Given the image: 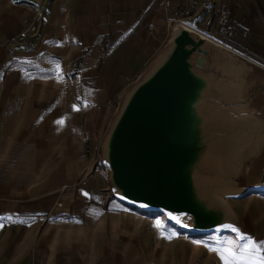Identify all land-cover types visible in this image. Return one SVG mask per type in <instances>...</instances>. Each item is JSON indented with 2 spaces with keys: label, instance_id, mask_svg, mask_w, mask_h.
I'll return each instance as SVG.
<instances>
[{
  "label": "crops",
  "instance_id": "crops-1",
  "mask_svg": "<svg viewBox=\"0 0 264 264\" xmlns=\"http://www.w3.org/2000/svg\"><path fill=\"white\" fill-rule=\"evenodd\" d=\"M220 3L237 22L226 49L239 99L263 131L228 173V204L243 245L264 243V0H0V264H219L218 250L140 229L95 157L116 97L177 26L212 34L203 22Z\"/></svg>",
  "mask_w": 264,
  "mask_h": 264
},
{
  "label": "water",
  "instance_id": "water-1",
  "mask_svg": "<svg viewBox=\"0 0 264 264\" xmlns=\"http://www.w3.org/2000/svg\"><path fill=\"white\" fill-rule=\"evenodd\" d=\"M166 47L125 91L102 140L103 161L119 199L185 215L190 229L211 231L234 214L228 203L212 198L201 176L209 174L224 144L251 140L235 134L223 138L239 120L245 126L236 111H227L229 104L242 101L223 95L227 77L221 73L228 75L227 62L235 59L182 25Z\"/></svg>",
  "mask_w": 264,
  "mask_h": 264
},
{
  "label": "rangeland",
  "instance_id": "rangeland-1",
  "mask_svg": "<svg viewBox=\"0 0 264 264\" xmlns=\"http://www.w3.org/2000/svg\"><path fill=\"white\" fill-rule=\"evenodd\" d=\"M199 34L203 35L204 37H206L210 41L216 42L217 44H219V46L223 47V50L227 54H229L226 48H228L229 46L231 47V45H230L231 40L223 42V41H219L213 34H208V35H207V33H199ZM170 41L167 42V44L164 46V48L168 45V43ZM154 60L151 61L147 65V67H149L152 64V62H154ZM147 67L140 73V75L133 81V83L143 75V73L146 71ZM230 73H231V71L228 73V75ZM228 75L226 74V72H224L223 74L221 73V76H223L224 78H226ZM133 83H131V84H133ZM124 93H125V91L122 94H120L118 97H116V99L114 101L115 104L111 105L109 107L107 118H106V128L105 129L108 128L114 114L118 110L119 105H120L122 98L124 96ZM245 110L247 111L246 113L249 114L251 117L254 116V118H253L254 121L256 118L255 124L257 126V129L256 130L252 129V128L248 129L245 126H243L241 120H239L234 125H232L231 128L227 127V129L225 130V133L223 135L224 136L223 138H230L231 136H233L235 134V135H239V138L241 137L243 139H249V138L255 139L256 135L253 137L254 132H255L254 134H261V132H263L261 129V126H259L258 119L256 117L257 114L255 112L249 111L248 109H245ZM242 121H243V119H242ZM260 138L261 137L256 138V139L260 140ZM254 142H251V144H249L247 146V150L245 149V152L243 155H245V153L248 151H252V150L256 149L255 146L257 147V145H261V143L259 144L258 142H256V143H254ZM253 143H254V145H252ZM101 144H102V142H101ZM99 153H100V157L103 161V154L101 152V148L99 149ZM240 163H241V166H240V169H241L243 166L242 160L240 161ZM215 164L216 163L213 162L212 167L210 168L208 175L211 176L212 178L218 177V178L222 179L223 175H225V174L222 172L221 167H218V165H215ZM236 175H239L238 177L240 178V181H241V177H242L241 174H236ZM228 177H229L228 174H226L224 177L225 182H224L223 187L225 188V191L220 190L219 195H218V197L220 199L224 200L226 203L232 202V200H233V196L230 195V193L232 191L229 189L228 190L226 189ZM107 179H109V177H107ZM263 180H264V176H263ZM261 194L264 196V193H261ZM243 195L244 194L241 191L240 194H238L236 197L242 199ZM119 200H120V203H121V206H122L124 213L139 216L140 217L139 219H142L144 221V222L139 223L140 229L146 230V231H150L151 229H155V231L159 235H163L164 237H166L167 241H169L171 245H175V246L187 245V247H190V244H192V246L196 244V245H199V246L206 248L205 251L210 250L211 248L215 249V251L218 250V257L216 260H218L219 264H222V262H230V259L227 255V248L229 246L231 248H236V247L243 245V239H238V238L242 237V230H243L244 226H243L242 221L239 220V217L236 216L234 211H233V214H234L233 219L230 222L224 223L222 226L215 228L211 231H195V230H192L189 228L190 219L185 215H181L179 217H174V216L169 215L168 213H166L162 210L146 209L140 205L127 203L121 199H119ZM230 208L232 209L231 206H230ZM262 208H263V211H261L260 208L255 210L256 216L258 217L257 222L255 224L257 225V231L258 230L262 231L264 234V207H262ZM157 221H159V224H157ZM226 226H231V227H226ZM231 228H235L237 231L233 232V231H231ZM226 242H228V243L226 244ZM194 251L195 250H192V252H194ZM194 255L195 254L190 253V257H192V259H193Z\"/></svg>",
  "mask_w": 264,
  "mask_h": 264
},
{
  "label": "bare ground",
  "instance_id": "bare-ground-1",
  "mask_svg": "<svg viewBox=\"0 0 264 264\" xmlns=\"http://www.w3.org/2000/svg\"><path fill=\"white\" fill-rule=\"evenodd\" d=\"M166 49H167V47H165L163 49V51L159 54V56L154 60L153 64L149 68L147 67L148 70L159 59H161L163 57ZM227 65H228V68L231 71V73H230L231 75L228 76L227 80H225L224 83L222 84L223 92H224L223 95L226 98L237 99L236 101H238V99H239L238 83L233 80V76H235L237 68L233 64L232 60L231 61L229 60L227 62ZM227 107H228L227 111H228L229 114H230L231 110H234V111H236L238 113L239 117H241L243 119L246 128H248V129L252 128V129H255V130L257 129V126L255 124L256 118H255V121H254V119H253L254 116L251 117L249 114H247L246 113L247 111L243 108V106H242V104L240 102H238L236 104H229V106H227ZM222 109H223L222 106H217V110H219L220 112L225 113ZM254 133H253V137L256 135L255 139L252 138L251 140H249L246 143H242L240 141H232V142H230L228 144H224V147H222L221 149L219 148V150H218L219 152H217V154L214 155V158H215V156L218 157L217 159L215 158V162H214V163H216L215 165H218V167H221L222 172L225 175L228 174L229 172H231L234 169V167L237 164V162L240 159V157L243 156V152L247 148V146L249 144H251V142L257 141L256 138H258L257 137L258 134H254ZM225 175H223L222 179H220L218 177L212 178L208 174L206 176H201L200 184H202V186L204 188H206L209 193H211L213 199L219 198L218 195H219L220 190L225 191V188L223 187L224 186V182H225V179H224ZM223 202H224V200H223Z\"/></svg>",
  "mask_w": 264,
  "mask_h": 264
},
{
  "label": "built area",
  "instance_id": "built-area-1",
  "mask_svg": "<svg viewBox=\"0 0 264 264\" xmlns=\"http://www.w3.org/2000/svg\"><path fill=\"white\" fill-rule=\"evenodd\" d=\"M203 23L208 33H212L219 41L223 42L232 40L237 31V22L233 20L229 6L223 3L218 4L214 12ZM33 30L34 25L29 24L25 30L19 33L18 38L25 42L27 34L33 32ZM246 34L247 30L243 29L241 36L245 37ZM83 147L85 152L89 151V143L87 140L83 141ZM95 162L98 165L99 172L105 177H109V169L104 161H102L99 151L96 154Z\"/></svg>",
  "mask_w": 264,
  "mask_h": 264
},
{
  "label": "snow or ice",
  "instance_id": "snow-or-ice-1",
  "mask_svg": "<svg viewBox=\"0 0 264 264\" xmlns=\"http://www.w3.org/2000/svg\"><path fill=\"white\" fill-rule=\"evenodd\" d=\"M57 123L63 124V121H58ZM159 224V221H157ZM231 227V226H226ZM231 231L236 232L235 228H231ZM238 239H245L244 237H239ZM228 242H226L227 244ZM264 249V243L260 244V247L257 248L250 240L246 241L245 245L231 248H227V255L231 261V264H264V253L257 255ZM228 264V262H226Z\"/></svg>",
  "mask_w": 264,
  "mask_h": 264
},
{
  "label": "trees",
  "instance_id": "trees-1",
  "mask_svg": "<svg viewBox=\"0 0 264 264\" xmlns=\"http://www.w3.org/2000/svg\"><path fill=\"white\" fill-rule=\"evenodd\" d=\"M97 165V164H96Z\"/></svg>",
  "mask_w": 264,
  "mask_h": 264
}]
</instances>
